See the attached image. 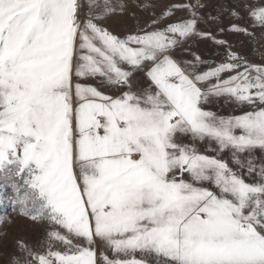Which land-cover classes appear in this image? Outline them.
<instances>
[{
  "label": "snow or ice",
  "instance_id": "6c2138e0",
  "mask_svg": "<svg viewBox=\"0 0 264 264\" xmlns=\"http://www.w3.org/2000/svg\"><path fill=\"white\" fill-rule=\"evenodd\" d=\"M100 7L89 0L81 22L78 0H0V174L17 179L20 215L63 230L49 231L44 254L18 242L28 264H98V243L113 253L102 264H264V164L254 157L264 151V66L230 49L207 71L200 56L174 59L211 36L191 5L173 6L188 19L161 29L157 18L124 38L99 25ZM250 14L264 27V8ZM138 72L146 86H134ZM89 79L121 94L80 82ZM222 97L260 108L203 109Z\"/></svg>",
  "mask_w": 264,
  "mask_h": 264
},
{
  "label": "rangeland",
  "instance_id": "374dc122",
  "mask_svg": "<svg viewBox=\"0 0 264 264\" xmlns=\"http://www.w3.org/2000/svg\"><path fill=\"white\" fill-rule=\"evenodd\" d=\"M106 2L110 5L111 14H105L103 10L105 0H96L101 7L93 8L92 11L98 16L105 17L102 21H97L101 27L121 38L135 34L138 29L147 28L157 18L160 19L157 27L161 29L168 24L188 19L190 15L187 10L175 9L173 6L191 5L200 17L198 30L211 36L187 40L174 49V59L192 61L195 56H200L205 63L200 66L199 71H207L225 62L226 52L230 49L246 58L248 63L264 66V27L259 26L250 14L252 9L264 8V0H106ZM78 3L79 19L84 22L89 14V0H78ZM170 9L172 15L165 18L164 14ZM234 26L246 29L251 35L232 31ZM214 40H223L226 43L220 46L214 43ZM228 75L224 74L223 78H227ZM145 80L147 81L143 76L140 85L146 86L148 81ZM80 82L100 87L98 79ZM100 90L107 95L104 87H100ZM193 143L195 142L191 139V144ZM197 146L200 149L199 144ZM207 148L208 146L204 145L202 152L212 155ZM16 183V178L5 179L0 174V220L3 221L0 223V264H13V261L28 264L31 257L20 251L18 242H23L33 253L44 254L49 247V231L55 228L63 234L62 229L48 221L36 222L20 215V206L15 203ZM73 244L87 246L77 240H73ZM52 248L54 251H66L65 246L59 242H53ZM95 250L99 252L96 247Z\"/></svg>",
  "mask_w": 264,
  "mask_h": 264
},
{
  "label": "crops",
  "instance_id": "0c3cea01",
  "mask_svg": "<svg viewBox=\"0 0 264 264\" xmlns=\"http://www.w3.org/2000/svg\"><path fill=\"white\" fill-rule=\"evenodd\" d=\"M143 76H145L143 72L134 73V86L137 84L140 85L139 82H140V80H142ZM145 78H146V76H145ZM104 88L106 89L107 95L118 96L121 94L119 91H117L115 89H112L109 87H104ZM202 107L206 111H211V112L215 113L218 117L239 116V115H243L249 111H258L260 108L259 105H248V104L238 105L235 102L230 101L224 97L219 98V99H213L212 102L203 104ZM181 142L191 145L190 136L182 137ZM204 145L208 146L206 143L199 144L201 151H203ZM212 155H217V154L215 152H212ZM219 155H220V158H222L224 160L227 159L226 161L229 163L230 167L237 170L236 165L231 163V154L230 153H221ZM254 157L256 158L257 167H259L260 164H264V151L257 149L254 152ZM238 174H240L239 171H238ZM244 178H245L246 182H249V183H253V182H255L256 179H258V177L248 176L247 174L244 175ZM95 247L99 249L98 264H102V261L99 258L100 254L107 255L109 257V259L113 258L112 251L110 249L104 248L102 244L98 243L97 245H95ZM136 256H137V258H140L139 253H137Z\"/></svg>",
  "mask_w": 264,
  "mask_h": 264
}]
</instances>
